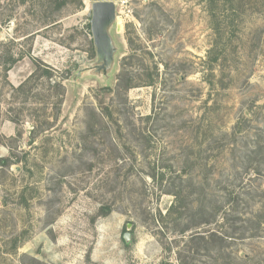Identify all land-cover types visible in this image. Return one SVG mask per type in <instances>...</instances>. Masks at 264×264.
<instances>
[{
	"label": "rangeland",
	"instance_id": "rangeland-1",
	"mask_svg": "<svg viewBox=\"0 0 264 264\" xmlns=\"http://www.w3.org/2000/svg\"><path fill=\"white\" fill-rule=\"evenodd\" d=\"M92 1L0 0V264H264V0H114L108 74Z\"/></svg>",
	"mask_w": 264,
	"mask_h": 264
},
{
	"label": "water",
	"instance_id": "water-1",
	"mask_svg": "<svg viewBox=\"0 0 264 264\" xmlns=\"http://www.w3.org/2000/svg\"><path fill=\"white\" fill-rule=\"evenodd\" d=\"M116 18L114 0H94L91 3L90 28L93 36L97 58L102 59L106 67L104 74H108L114 65L116 48L110 28ZM130 233L123 234L124 241H129Z\"/></svg>",
	"mask_w": 264,
	"mask_h": 264
},
{
	"label": "trees",
	"instance_id": "trees-1",
	"mask_svg": "<svg viewBox=\"0 0 264 264\" xmlns=\"http://www.w3.org/2000/svg\"><path fill=\"white\" fill-rule=\"evenodd\" d=\"M207 2H208V4H209V10H210V12H211V14H212V17H214V20H216V22H217V17H215L216 16V13H218V14H220L219 12H220V10L222 11V9H220L219 10V8L217 7V4H215V6L213 7L212 6V2H211V0H206ZM238 2V1H237ZM237 2L235 1V0H221L220 1V4L221 3H224L227 7H225V5L223 6V8H225L227 11L226 12H228L227 13V15H226V18H229L228 20H230L231 21V19L234 17V15H235V13H236V7H235V5L237 4ZM217 9L219 10V11H217ZM223 13V12H222ZM216 18V19H215ZM225 18V17H224ZM215 27H214V29H215V31H216V33H219L220 32V28H219V24H216V25H214ZM230 29V28H229ZM214 49V48H213ZM213 49H210L209 50V55H211L212 53H213ZM216 57H217V54H215V56L212 58V60H216ZM13 59H11V61H9V63H8V65L6 66V69H9L10 67H11V65H12V61ZM34 66H35V68L37 69V67H38V65H37V63H36V61L34 62ZM43 71V75H45V76H47V77H50L51 75V73L49 72V70L48 69H44V70H42ZM130 84H131V82L128 80V81H126L124 84H123V88H127L128 86H130ZM5 162L7 163V159H5ZM210 218H211V214H210V217H209V219H206V220H204V222H208V221H210ZM188 227H185L182 231H184V230H186ZM209 235L210 236H215V233H213V232H209ZM197 236H200V235H197V233H195V234H193L192 235V238H195V237H197ZM27 260H28V262H27ZM29 262H35L36 264H48V263H43V262H41V261H39V260H37V259H35V258H33V257H29V256H27L26 254H23L22 255V264H29ZM164 264H170V263H168V261H164Z\"/></svg>",
	"mask_w": 264,
	"mask_h": 264
},
{
	"label": "flooded vegetation",
	"instance_id": "flooded-vegetation-1",
	"mask_svg": "<svg viewBox=\"0 0 264 264\" xmlns=\"http://www.w3.org/2000/svg\"><path fill=\"white\" fill-rule=\"evenodd\" d=\"M105 65L106 64L103 63L102 59L97 58V53H96V61H95V63H93V65L91 67L94 70V73L95 74H103L105 67H106Z\"/></svg>",
	"mask_w": 264,
	"mask_h": 264
}]
</instances>
